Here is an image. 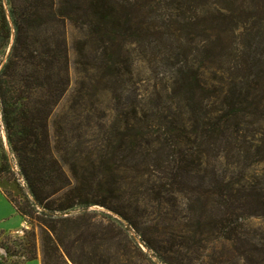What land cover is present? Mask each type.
I'll list each match as a JSON object with an SVG mask.
<instances>
[{
  "label": "trees",
  "instance_id": "obj_1",
  "mask_svg": "<svg viewBox=\"0 0 264 264\" xmlns=\"http://www.w3.org/2000/svg\"><path fill=\"white\" fill-rule=\"evenodd\" d=\"M262 13L264 0H0V117L24 181L4 194L29 225L0 248L35 259L38 230L41 264H264V230L247 223L264 216V56L236 40ZM67 24L84 133L50 121ZM133 50L159 66L150 90L129 84ZM103 95L115 114L96 112Z\"/></svg>",
  "mask_w": 264,
  "mask_h": 264
},
{
  "label": "rangeland",
  "instance_id": "obj_2",
  "mask_svg": "<svg viewBox=\"0 0 264 264\" xmlns=\"http://www.w3.org/2000/svg\"><path fill=\"white\" fill-rule=\"evenodd\" d=\"M243 27V26H241ZM241 28L238 30L240 32ZM78 36L76 30L70 26L69 24L66 25V33H65V38H66V50H67V55L69 59V85L68 88L53 110V113L50 116V121L54 120L55 118L63 119L65 120V123H67V126L70 125V127L75 128L77 126V121H81L80 125V131L81 129L85 132L87 129L86 124L87 120L86 114L88 112H83L81 117L75 118V114L68 110V105L69 101L71 99L72 94L74 93V88L76 85V79H77V72L75 70V65H74V59H75V53L72 48L73 40ZM238 42H242L245 46L247 44H250L251 51L258 52L257 54H262L264 56V13H262V20L261 22H255L252 23L251 21L246 22L245 21V29H242V32H240L239 37L236 38ZM195 46V42H194ZM143 55L138 50H133L130 53L131 57V69H132V79L129 81L130 82H135L136 86L139 87V89H151L152 84L155 82L156 78L154 77V74L152 70L154 68H159L157 64H155L154 61L151 63L146 62L144 58H142ZM161 56H157L155 59L158 61H161ZM198 63V62H197ZM229 64H232V60L230 56L228 57V62ZM228 64H226L227 66ZM155 66V67H154ZM225 67V63H224ZM241 73V72H240ZM239 73V74H240ZM96 106V112L98 114H103L106 115V117L109 114H113L109 108H112V101L111 98L107 95L101 96L99 102L94 105ZM115 114V113H114ZM90 119H88L92 124L94 122H100L102 119H96L94 118V115L92 113L89 114ZM51 123V122H50ZM94 128H90V133L98 131V127L93 125ZM96 128V129H95ZM52 130V127H50ZM89 130V129H88ZM81 131V133H84ZM4 152L6 154V159L8 162V165L12 171V179L7 180L5 177L0 176V192L1 193H12L16 194L19 191V188L24 185V181L19 173V169L17 166V161L14 156V154L11 152L9 145L6 141V136H5V130L4 126L1 122V117H0V155L1 153ZM243 163V162H242ZM240 163L237 165L238 167H243V170H245V173L247 174L252 173L253 171H258L261 169V165L259 164H254V165H245ZM9 207V205H8ZM7 207V208H8ZM6 206L0 204V215H5L7 214L8 209ZM89 210H95L97 213L99 212H105V213H110L113 217L118 218L122 224L124 229H127L128 234L134 241H136L140 246H142V243L140 242L139 236L136 234V232L132 229V227H128L127 222L124 221V219L120 218L119 216L111 213L109 210L104 209L99 206H91ZM138 216V215H137ZM140 216V215H139ZM23 218V217H22ZM23 220V219H22ZM18 223V218L15 216H11L5 220L0 221V228H7V230H0V239L3 238L6 234H11L12 236H17L22 234V229H28L29 225L23 220L22 224L18 226L15 230H9V229H14L17 226ZM248 227L249 228H254V229H261L264 230V216L262 217H252L248 220ZM38 236H37V257L32 260H24L23 258L19 257H13L10 255H7L5 251L0 248V264H41V245H40V240H39V232L38 230L36 231ZM220 246V241H210L207 243L206 248L202 250L203 254H206L211 251L213 247H219ZM144 249V248H143ZM145 250V249H144ZM155 260V258H153ZM205 258H203L202 262L205 264Z\"/></svg>",
  "mask_w": 264,
  "mask_h": 264
},
{
  "label": "crops",
  "instance_id": "obj_3",
  "mask_svg": "<svg viewBox=\"0 0 264 264\" xmlns=\"http://www.w3.org/2000/svg\"><path fill=\"white\" fill-rule=\"evenodd\" d=\"M0 204L6 206V208L9 205V207L7 208L8 209L7 214L0 215V221L1 220H5V219H7V218H9L11 216H15L16 218H18L17 226L14 229L13 228L12 229H9V230H15L18 226H20L22 224V221L24 219L15 211V209L12 206V204L7 200L5 194L4 193H1V192H0ZM0 230H3L4 231V230H7V228L4 229L2 227V228H0Z\"/></svg>",
  "mask_w": 264,
  "mask_h": 264
}]
</instances>
